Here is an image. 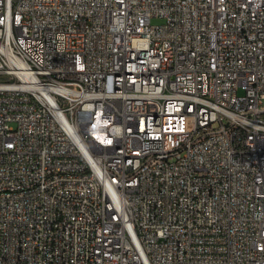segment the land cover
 <instances>
[{
  "label": "built area",
  "instance_id": "obj_1",
  "mask_svg": "<svg viewBox=\"0 0 264 264\" xmlns=\"http://www.w3.org/2000/svg\"><path fill=\"white\" fill-rule=\"evenodd\" d=\"M0 25V264H264V0H0Z\"/></svg>",
  "mask_w": 264,
  "mask_h": 264
},
{
  "label": "bare ground",
  "instance_id": "obj_2",
  "mask_svg": "<svg viewBox=\"0 0 264 264\" xmlns=\"http://www.w3.org/2000/svg\"><path fill=\"white\" fill-rule=\"evenodd\" d=\"M4 39L2 25H0V42ZM115 79H119V71H111V75H107V85H115ZM105 98L110 103L130 102L129 90L125 89V84H117L110 86L109 91H105ZM57 114H65V106H57ZM122 158L121 143H110V150H107L108 161H117Z\"/></svg>",
  "mask_w": 264,
  "mask_h": 264
},
{
  "label": "rangeland",
  "instance_id": "obj_3",
  "mask_svg": "<svg viewBox=\"0 0 264 264\" xmlns=\"http://www.w3.org/2000/svg\"><path fill=\"white\" fill-rule=\"evenodd\" d=\"M161 21V18H153V23H160Z\"/></svg>",
  "mask_w": 264,
  "mask_h": 264
}]
</instances>
